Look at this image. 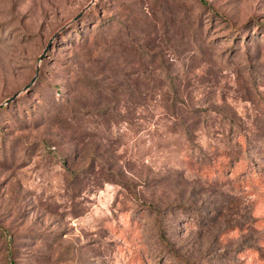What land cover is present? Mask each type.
I'll return each instance as SVG.
<instances>
[{
    "label": "rangeland",
    "instance_id": "374dc122",
    "mask_svg": "<svg viewBox=\"0 0 264 264\" xmlns=\"http://www.w3.org/2000/svg\"><path fill=\"white\" fill-rule=\"evenodd\" d=\"M0 103V264H264V0H0Z\"/></svg>",
    "mask_w": 264,
    "mask_h": 264
},
{
    "label": "water",
    "instance_id": "95a60500",
    "mask_svg": "<svg viewBox=\"0 0 264 264\" xmlns=\"http://www.w3.org/2000/svg\"><path fill=\"white\" fill-rule=\"evenodd\" d=\"M79 15H80V12H78L75 16H73L72 20L76 19ZM56 32H57V31H56ZM56 32H54V33L52 34V36L49 37V39H48V41H47V43H46V46H45V48L43 49V52L39 55V58H41V57L43 56V53L45 52L46 47L50 44V41H51L52 37L56 34ZM36 74H37V68L34 70V73H33L32 77L30 78L29 82L26 83V84L22 87V89H25V88L29 85V83H31V81L34 79V77L36 76ZM14 96H15V93L11 94V95L8 96L7 98H5L3 102H4V103H7V102H8L10 99H12ZM0 105H1V103H0Z\"/></svg>",
    "mask_w": 264,
    "mask_h": 264
},
{
    "label": "trees",
    "instance_id": "16d2710c",
    "mask_svg": "<svg viewBox=\"0 0 264 264\" xmlns=\"http://www.w3.org/2000/svg\"><path fill=\"white\" fill-rule=\"evenodd\" d=\"M78 19V18H77ZM76 20V19H75ZM143 99L146 101V99H147V97H146V94H145V96L143 97Z\"/></svg>",
    "mask_w": 264,
    "mask_h": 264
}]
</instances>
